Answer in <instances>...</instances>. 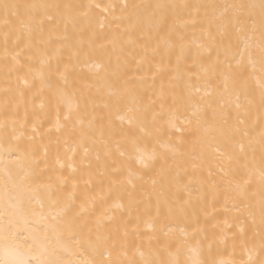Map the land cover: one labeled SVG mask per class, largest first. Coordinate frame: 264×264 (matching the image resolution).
I'll return each instance as SVG.
<instances>
[{
	"label": "snow or ice",
	"instance_id": "1",
	"mask_svg": "<svg viewBox=\"0 0 264 264\" xmlns=\"http://www.w3.org/2000/svg\"><path fill=\"white\" fill-rule=\"evenodd\" d=\"M115 8L46 0L0 4V60L6 74H15L32 99L39 100L38 107L48 109L44 119L33 122L29 140L42 141L43 123L51 125L41 155L35 149L21 152L11 162L15 169H3L0 264H264V0L223 5L125 2L121 15L102 18L100 28L107 21L110 35L101 38L114 51L137 49V70L163 49L152 73V95L142 88L144 77L129 76L127 62L122 67L119 57L115 67H89L86 77L76 72L79 52L63 60L69 24L75 28L80 19L91 21L93 9L111 15L109 9ZM189 27L194 30L191 39ZM253 80L258 108L250 98ZM52 143L56 154L50 162ZM114 152L119 166L109 171V161L116 163ZM99 167L105 170L99 183L107 179V195L103 189L91 191ZM134 181L151 184L144 207L147 244L130 240L126 226L122 231L105 228L106 220L117 219L109 213L123 204L96 215L98 202L106 203L113 190L135 189ZM193 183L199 185L195 200L205 216L221 201L226 214L219 236L206 247L208 236L198 217L178 231L160 220L162 204L168 218L179 212L187 220ZM184 192L189 198L181 200ZM127 194L130 204L138 203L132 192ZM139 221L137 216L136 239L142 235ZM234 226L238 230L229 234Z\"/></svg>",
	"mask_w": 264,
	"mask_h": 264
},
{
	"label": "bare ground",
	"instance_id": "2",
	"mask_svg": "<svg viewBox=\"0 0 264 264\" xmlns=\"http://www.w3.org/2000/svg\"><path fill=\"white\" fill-rule=\"evenodd\" d=\"M31 2V0H0V4L3 3H17L24 4ZM48 3H60V4H87V3H99L101 6L106 5H116L115 11L113 12L109 9V14L102 12L100 9H93L91 21L86 19H80L76 22V27L73 28L71 24L68 27V33L70 36V40L61 50V55L63 60L67 62L69 56H72L74 53L79 52L78 59L74 58V63L76 64V72L82 76H88V69L93 65H100L102 68L108 66L109 64L112 67H115L117 64V57H119V62L122 67H124L125 62H127L126 70L129 76H143L144 81L142 84V88L147 92L148 95H152V73L155 71L154 65L160 62V56L164 55L163 49L161 50L160 55L155 57V59L151 62V64L145 63L139 70H137L135 60L139 59L138 50L129 46L125 47L121 52L119 49L113 50L112 47L106 43L104 39L101 37L110 35L109 29L107 27V21H105V28L102 30L100 28V20L105 16L108 17V20H111V16H119L121 15V5L125 2L128 4H140V3H155L157 0H46ZM168 3L175 4H217L223 5L225 3H233V2H253L259 3V0H166ZM258 11V9H257ZM189 33V39L192 38L193 29L189 27L187 29ZM197 35H199V29H195ZM4 29L0 27V56L3 53V40H4ZM96 34V38L92 39V34ZM79 42V43H77ZM135 58V59H134ZM174 61V57H173ZM186 63L188 66H191V59L189 58ZM90 81H85L88 83ZM165 83H167V79L165 78ZM160 81L156 80L155 87L159 88ZM250 89L253 95L250 98L254 99L255 107H259V91L256 89L255 81H251ZM23 91L24 95L21 96L20 92ZM34 91V90H33ZM243 96L241 100L243 101ZM39 100L32 99V93L27 91L24 86L19 83L16 79V75L12 74L11 76L6 74V70L4 68L2 60H0V178L3 177V169L7 166L9 168L15 169V165L11 162L16 161L20 156V153H30L33 149H35L37 155H41L43 152V146L49 144V136L46 133V130L51 126L49 122H44L41 128V132L45 133L44 139L41 141L37 139L36 141H30L29 137L33 135L32 132V124L36 120L37 117L44 119V113L48 111V109H40L38 107ZM255 111V109H254ZM14 114V115H13ZM190 114V112L188 113ZM183 118V117H182ZM49 120L51 123H54L55 113H49ZM23 125V126H22ZM56 133L53 131L51 134L52 139L54 140ZM119 137H114V139H118ZM20 150L19 152L17 150ZM56 154V145L52 143L49 145V161L52 162L54 156ZM61 154L63 155L62 151ZM113 160L116 161L113 164L109 161V171L113 167L119 166L120 158L118 155L113 153ZM171 164L172 161L169 160ZM199 164V161H196ZM93 164L96 162L93 160ZM43 167V165H41ZM207 165H205V168ZM160 168V164L156 165V169ZM97 174L93 177V186L91 191L93 193L103 192L107 195L108 190V182L107 179L104 178V183L101 185L99 181L102 177L99 173L104 172L103 167H99L97 170ZM215 171V169H213ZM154 173H149L151 176ZM189 174H192L191 164H189ZM46 175L43 178H46ZM147 180L148 177L146 176ZM195 180V177H193ZM136 183V188L132 189L131 186L127 187V190L124 192H120L118 190H113L110 196H107V201L104 204L97 203L96 206V215L101 214V212L110 205H114L115 203L123 204L124 207L122 209H114L110 215H115L117 217L116 220L113 221H105L106 229H113L115 227H119L121 231L126 226L130 236V240H135V243H144L147 244L146 236L150 234L149 229L146 227L144 221L149 217L144 215V207L146 202V193L150 192L151 184H143L141 186V182L134 181ZM182 183H188V177H184ZM172 192H175V188H172ZM191 193V197L193 200L192 207L186 208L185 212L187 213V220L184 216L177 212L171 218H168V207L166 205H161L160 209V220L163 223H167L169 227L179 230V228L187 227L188 223L191 220L198 217L199 224L201 227L205 229V233L208 236V241H205V247L207 243L213 240L214 237L219 236V229L223 227V222L226 218V214L224 213L223 203H218L213 207H209L207 209L208 216H205L203 212L200 211V204L196 202L195 198L199 194V185L193 183L190 185L189 190ZM128 192L133 193V199L138 203H129ZM188 192H184L181 194L180 199H188ZM156 197L153 195L152 197V210L151 215L155 216L156 214ZM171 202V201H170ZM45 214L48 213L47 205L44 209ZM196 214V216L193 215ZM137 216L140 217V221L138 224V228L140 233L142 234L139 239H136L132 233L133 230L137 227ZM94 219V217L92 218ZM231 223V220H230ZM219 225V227H216ZM238 229L234 226L229 230V234L231 232H236ZM189 231L191 229L189 228ZM27 233H25L26 235ZM229 245L231 241H228ZM219 247L223 248V244H219ZM229 251L231 249L229 248ZM237 255H239V249H237ZM2 256V253H0ZM184 257H182L183 259Z\"/></svg>",
	"mask_w": 264,
	"mask_h": 264
}]
</instances>
